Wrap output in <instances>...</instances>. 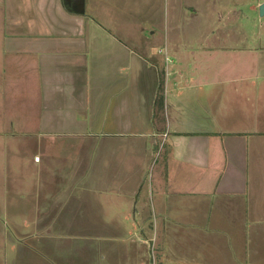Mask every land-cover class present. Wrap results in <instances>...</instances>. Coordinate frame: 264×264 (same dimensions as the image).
I'll return each instance as SVG.
<instances>
[{
	"label": "crops",
	"instance_id": "crops-1",
	"mask_svg": "<svg viewBox=\"0 0 264 264\" xmlns=\"http://www.w3.org/2000/svg\"><path fill=\"white\" fill-rule=\"evenodd\" d=\"M233 7L219 15V35L212 29L195 34L198 44L189 51L184 43L169 50L166 38L159 45L148 37L122 40L105 20L97 22L100 13L125 15L132 8L127 0H0V145L6 144L1 138H11L34 148L39 135L83 132L89 141L79 153L90 145L91 155L85 154L91 160L81 179L98 190L93 209L114 218L136 214L141 220L133 228L142 234L149 208L156 219L151 231L170 224L175 234H193L203 263L217 258L218 264H264V35L244 41ZM183 8L193 31L210 27L205 2ZM162 49L173 58L170 74L148 60ZM213 51L224 55L220 67L211 63ZM244 56L251 57L250 65H239ZM86 62L88 85L82 81ZM162 75L168 83L157 118ZM158 140L165 150L141 189ZM42 163L38 154L28 160L33 179L44 171ZM39 196L47 202L38 205L47 217L40 233H66L69 223L54 220L64 210L47 213L53 198ZM81 199L54 198L61 209ZM105 226L113 227L112 234H130L121 224Z\"/></svg>",
	"mask_w": 264,
	"mask_h": 264
},
{
	"label": "rangeland",
	"instance_id": "rangeland-1",
	"mask_svg": "<svg viewBox=\"0 0 264 264\" xmlns=\"http://www.w3.org/2000/svg\"><path fill=\"white\" fill-rule=\"evenodd\" d=\"M127 1L132 8L127 9L125 15L110 11L106 14L100 13L96 17L100 24L105 20L109 32L122 40L131 37L139 41L140 37H148L159 45L160 41L166 38L169 50L184 43L186 50L191 51L198 44L195 34L208 33L212 29L213 35H219V15H224L225 9L231 6H234L238 17L242 19L238 28L245 35L244 41L252 44L255 35H264V15H259V8L256 10L257 4L264 3V0ZM193 2L201 7L206 3V20H209L210 27L192 30L187 17L190 13L183 7L185 3L192 5ZM88 15L91 16V13L88 12ZM132 41L134 44L135 40ZM217 44L219 43L212 41L213 46ZM252 46H256V43ZM223 56L213 51L211 63L214 68L223 65ZM196 57L188 60H197ZM234 59L229 61L233 62ZM148 60L150 63L152 60L159 63L163 67L162 70L167 67L170 74L173 58L167 50L157 51L153 59ZM238 62L239 65H250L251 57L244 56ZM83 76L82 81L88 85L92 76L88 62L85 63ZM215 77L218 79L219 75L216 74ZM167 83L168 77L162 75L157 86L163 85L164 90ZM41 92H38L40 96ZM39 133L44 134L42 131ZM82 134L80 131H54L48 136L39 135L34 138L37 142L34 148L19 146L14 140L11 141V138L9 141L7 138H1L6 144L0 145V149H3V152H0V196H3L0 198V264H218L217 258H212L208 263L198 260L199 257L193 249V234H175L176 229L170 224L165 225L164 229L159 225L151 231L150 226L156 224V219L150 216L149 208L147 213H144L147 215L144 219L147 229L142 234L138 233L136 227L133 228L141 220L136 214L133 213L130 218H114L106 212L102 214L93 209L92 202L99 194L96 189L94 193V188L87 184V180L81 179L82 174L86 172L85 165L88 163L90 168L91 160V157H86L85 154H90V145H84L86 150L82 154L79 153L81 143L89 141L88 138H82ZM19 140L15 139V142L18 143ZM45 141L50 148L48 155L43 153ZM164 150V143L160 144L158 140L143 175L146 180L142 181L141 189L145 187V182L149 184ZM34 154L42 156V164L45 167L44 171H40L41 176H36V179H33V167L28 164ZM42 194L53 198L47 205V213L64 210L56 215L54 220L66 222L62 224L64 226L69 223L66 233L61 232L59 228H53L50 234L40 233L47 218L44 213H39L38 205L47 203L38 201L39 195ZM64 195L77 199L81 197L82 202L77 204L76 201H71L66 209H61L62 204L54 198ZM137 211L140 214V206ZM67 212L68 215H65ZM109 222L117 223V226L121 224L119 229L122 231L131 228L130 234H112L113 227L105 226ZM98 230H105L106 233H97Z\"/></svg>",
	"mask_w": 264,
	"mask_h": 264
},
{
	"label": "trees",
	"instance_id": "trees-1",
	"mask_svg": "<svg viewBox=\"0 0 264 264\" xmlns=\"http://www.w3.org/2000/svg\"><path fill=\"white\" fill-rule=\"evenodd\" d=\"M163 85L159 86L157 89V96H156V101H155V105H156V113H155V117H159L160 113L162 112V106H163Z\"/></svg>",
	"mask_w": 264,
	"mask_h": 264
},
{
	"label": "water",
	"instance_id": "water-1",
	"mask_svg": "<svg viewBox=\"0 0 264 264\" xmlns=\"http://www.w3.org/2000/svg\"><path fill=\"white\" fill-rule=\"evenodd\" d=\"M259 15L260 16L264 15V3L262 5H260V7H259Z\"/></svg>",
	"mask_w": 264,
	"mask_h": 264
},
{
	"label": "built area",
	"instance_id": "built-area-1",
	"mask_svg": "<svg viewBox=\"0 0 264 264\" xmlns=\"http://www.w3.org/2000/svg\"><path fill=\"white\" fill-rule=\"evenodd\" d=\"M33 161L34 162H39V157H35Z\"/></svg>",
	"mask_w": 264,
	"mask_h": 264
}]
</instances>
